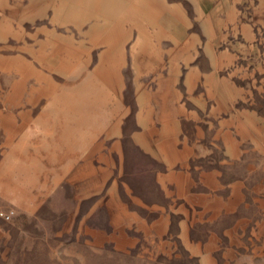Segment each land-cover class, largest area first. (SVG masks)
Returning <instances> with one entry per match:
<instances>
[{"label": "rangeland", "instance_id": "374dc122", "mask_svg": "<svg viewBox=\"0 0 264 264\" xmlns=\"http://www.w3.org/2000/svg\"><path fill=\"white\" fill-rule=\"evenodd\" d=\"M0 264H264V0H0Z\"/></svg>", "mask_w": 264, "mask_h": 264}, {"label": "crops", "instance_id": "0c3cea01", "mask_svg": "<svg viewBox=\"0 0 264 264\" xmlns=\"http://www.w3.org/2000/svg\"><path fill=\"white\" fill-rule=\"evenodd\" d=\"M107 39H110L109 36H107L105 38V40ZM6 71V70H4ZM189 78V77H188ZM188 78H187V83H188ZM10 83H12V85H14L15 87L17 86V82H14V81H8ZM21 84V87H25L24 86V83H20ZM20 84H18V86H20ZM174 101H171L170 103H167V102H164L165 97H164V100L162 102H158L159 100H157V105H156V109L154 107V105L152 103H145V104H142L141 103V106L139 107V109H137L135 111V114L139 117H142L143 115H147L148 117H153V114L155 113V117H156V122H158L160 125H162L160 128H158L156 134H155V139H166V140H171V144L173 146L174 149H176V143H178L179 139L182 138V133H181V130H174V131H169L168 128L165 127L166 124H169V123H176V124H179V119H178V116L179 114L180 115H185V116H182V117H185V118H189V108L187 106H184L183 103H181V106L178 107V101H177V90L174 89ZM110 93H108V91L104 90L102 92V98L103 96L106 97V101L104 102L102 100V102L100 103V106L101 108L100 109H97V107H94V110L92 111V113H95L96 115L97 114H100L101 113V116L104 120V122H107L108 123V120L112 117H118L117 118V127H119V124L121 122H124L125 120V115L127 114L126 113V108H125V104H123L122 106L121 105H118L115 107V109H111V106H109V95ZM30 99H29V96L28 95H25L23 96V98L19 101V100H11V102H8L7 104L9 105H14V104H20L22 109H24L22 111L23 115L27 114L28 113V110H26L25 107H29L30 105ZM8 116L10 117L11 119V123H14L15 120H14V113L13 111L10 112V113H7ZM108 119V120H107ZM113 119V118H112ZM151 122H154L153 120H150ZM94 129V128H93ZM102 132V130H100L99 128H95V132L92 133L91 136H93V138H96V136H98L100 133ZM98 134V135H97ZM103 134V132H102ZM106 139L109 138V134L106 133ZM144 133H142L141 131H137L134 133V138L137 139V138H142L144 137ZM92 138V139H93ZM175 178V175L173 176ZM159 182H161L163 184V189H166L165 188V183H167V177H164L162 176V174H159ZM167 192L166 194H168V189H166Z\"/></svg>", "mask_w": 264, "mask_h": 264}]
</instances>
